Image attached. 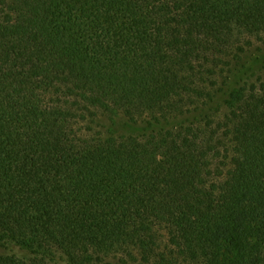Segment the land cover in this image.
I'll return each instance as SVG.
<instances>
[{"label": "trees", "instance_id": "obj_1", "mask_svg": "<svg viewBox=\"0 0 264 264\" xmlns=\"http://www.w3.org/2000/svg\"><path fill=\"white\" fill-rule=\"evenodd\" d=\"M0 264H264V0H0Z\"/></svg>", "mask_w": 264, "mask_h": 264}, {"label": "rangeland", "instance_id": "obj_2", "mask_svg": "<svg viewBox=\"0 0 264 264\" xmlns=\"http://www.w3.org/2000/svg\"><path fill=\"white\" fill-rule=\"evenodd\" d=\"M259 45H261V42H256V46H259Z\"/></svg>", "mask_w": 264, "mask_h": 264}]
</instances>
